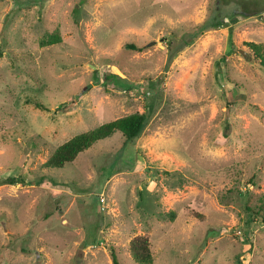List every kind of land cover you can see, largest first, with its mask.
<instances>
[{
	"label": "rangeland",
	"instance_id": "rangeland-1",
	"mask_svg": "<svg viewBox=\"0 0 264 264\" xmlns=\"http://www.w3.org/2000/svg\"><path fill=\"white\" fill-rule=\"evenodd\" d=\"M216 5L0 0V177L25 178L0 183V264H114L111 249L139 264L137 234L153 264H264V222L248 208L264 193V65L247 44L264 43V11L190 41ZM135 111L149 120L134 141L115 131L46 164Z\"/></svg>",
	"mask_w": 264,
	"mask_h": 264
},
{
	"label": "trees",
	"instance_id": "trees-1",
	"mask_svg": "<svg viewBox=\"0 0 264 264\" xmlns=\"http://www.w3.org/2000/svg\"><path fill=\"white\" fill-rule=\"evenodd\" d=\"M234 1V7L226 10L225 4ZM238 2L241 8H238ZM217 7L209 10V15L194 26L188 32L189 40L192 41L197 36L203 34L206 30L214 29L218 26H225L238 15L247 16L253 11H264V4L259 0H217ZM219 6V8H218ZM254 9V10H252ZM61 36L59 31H54L41 39L42 44H53L59 42ZM247 44L253 50L260 63L264 65V43L248 41ZM125 48L140 49L134 43H125ZM96 71V70H95ZM37 107L47 109L41 102H35ZM148 115L145 112H131L123 116L104 121L93 128L78 132L63 141L52 151L46 164L51 167H62L66 162L74 160L81 152L91 147L98 140L111 136L115 131H119L124 136L125 142H132L137 138L148 123ZM229 129V123L225 124V132ZM0 183H25L23 175L0 177ZM253 211L254 216L264 222V193L259 198L256 209L248 207ZM200 216V213H197ZM129 249L133 259L139 264H153V255L151 251V242L146 234H137L129 240ZM111 257L114 264H121L116 253L111 249Z\"/></svg>",
	"mask_w": 264,
	"mask_h": 264
}]
</instances>
